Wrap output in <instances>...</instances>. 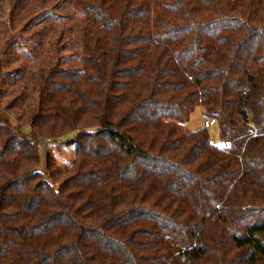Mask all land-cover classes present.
Returning a JSON list of instances; mask_svg holds the SVG:
<instances>
[{"label":"trees","instance_id":"trees-1","mask_svg":"<svg viewBox=\"0 0 264 264\" xmlns=\"http://www.w3.org/2000/svg\"><path fill=\"white\" fill-rule=\"evenodd\" d=\"M0 264H264V0H0Z\"/></svg>","mask_w":264,"mask_h":264},{"label":"rangeland","instance_id":"rangeland-1","mask_svg":"<svg viewBox=\"0 0 264 264\" xmlns=\"http://www.w3.org/2000/svg\"><path fill=\"white\" fill-rule=\"evenodd\" d=\"M47 7L52 11H56V15L58 17H55V19L59 21L65 20L64 18H70L69 23H66L68 24V26L64 27L67 29V32L64 35V39L60 43V55L63 58L61 62L65 65H74L75 67H80L82 49L77 41L76 33L74 32L75 26L79 22L81 17L80 12L76 10L72 5H68L66 3H60L54 9H52V5H48ZM35 23L36 22H33L32 26H34L33 29L37 30L40 29L43 25L49 23V20L44 21L40 25H34ZM70 25L73 26V31L69 30ZM29 32L30 31H26L25 34L28 35ZM12 91L13 89L10 90V93ZM14 117H17V115L14 114ZM206 119L207 118L202 113L201 107H197L191 114L190 119L184 124V126L191 131L198 128H203ZM25 130L28 132L29 127H25ZM209 133L212 141H214L215 143H220L219 128L217 125L209 128ZM75 137L76 132H71L60 139H54L52 142H42L40 144L42 159L44 160L47 155H50L62 168L69 167L74 162L76 156L77 143L74 141ZM41 170H43V166H41Z\"/></svg>","mask_w":264,"mask_h":264},{"label":"built area","instance_id":"built-area-1","mask_svg":"<svg viewBox=\"0 0 264 264\" xmlns=\"http://www.w3.org/2000/svg\"><path fill=\"white\" fill-rule=\"evenodd\" d=\"M216 124V120L213 118H207L205 120L204 126L207 128H211L212 126H214ZM48 142H52V141H48Z\"/></svg>","mask_w":264,"mask_h":264},{"label":"water","instance_id":"water-1","mask_svg":"<svg viewBox=\"0 0 264 264\" xmlns=\"http://www.w3.org/2000/svg\"><path fill=\"white\" fill-rule=\"evenodd\" d=\"M222 144V143H221Z\"/></svg>","mask_w":264,"mask_h":264}]
</instances>
